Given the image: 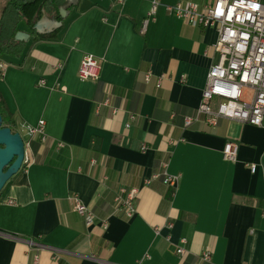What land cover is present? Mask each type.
Segmentation results:
<instances>
[{
	"label": "crops",
	"instance_id": "obj_1",
	"mask_svg": "<svg viewBox=\"0 0 264 264\" xmlns=\"http://www.w3.org/2000/svg\"><path fill=\"white\" fill-rule=\"evenodd\" d=\"M180 1L215 0H159L153 19L152 0H67L63 21L43 18L62 23L42 33L63 27L57 39L20 25L30 38L20 57H0L11 64L0 108L23 136V126L45 120L48 141L36 139L35 163L0 194V264H194L206 251L211 262L201 264H264V122L184 127L218 59V33L167 11ZM87 54L102 60L98 81L78 76ZM56 142L67 147L56 152ZM228 142L239 146L236 162L223 159ZM163 163L181 175L176 189L154 179ZM123 187L139 189L131 218L115 211ZM73 194L95 212L92 226L74 211Z\"/></svg>",
	"mask_w": 264,
	"mask_h": 264
},
{
	"label": "built area",
	"instance_id": "obj_2",
	"mask_svg": "<svg viewBox=\"0 0 264 264\" xmlns=\"http://www.w3.org/2000/svg\"><path fill=\"white\" fill-rule=\"evenodd\" d=\"M123 0H119L122 2ZM159 0H152L149 18H154ZM167 11L182 19L185 23L196 27H213L217 30L218 39L213 46L218 53L217 61L211 66L205 87L202 92L201 102L195 114L184 119L187 128L195 122L205 121L208 125L216 127L222 119L237 121L256 127L263 126L264 122V2L262 0H215L204 7L194 2L180 1L174 5L166 6ZM144 24V29L149 21ZM143 29V30H144ZM11 64L0 58V77L4 76ZM61 69L63 66L58 64ZM102 60L92 54L83 57L79 67L78 76L82 81H98L101 75ZM150 72L145 74V82L152 80ZM181 82H186V77H181ZM162 84V77L158 79L157 87ZM44 86L45 81L41 80ZM64 91V89H61ZM110 98L97 106H110ZM25 158L22 168L35 163L34 142L40 139L47 143L45 133L46 121L40 120L36 126H23ZM173 143V142H172ZM56 152H61L67 147L63 142H56ZM145 149V147H144ZM239 146L228 142L222 151L225 161L236 162ZM98 165L96 159L90 160L91 168ZM168 163L162 164V170L155 174L154 179H159L168 187L177 188L181 175H171L167 171ZM251 171H256V166H251ZM103 183L108 181L104 175ZM152 180H147L150 185ZM139 195L138 188H120L114 199L115 211H123L128 218L136 214V200ZM74 211L85 219L87 226H92L96 220L95 212L90 209L78 194L71 196ZM13 203V202H9ZM106 227V222L103 221ZM187 239L184 238L177 253L185 256L188 250L184 247ZM201 262H211V252L206 251L200 257ZM200 264V263H197Z\"/></svg>",
	"mask_w": 264,
	"mask_h": 264
},
{
	"label": "trees",
	"instance_id": "obj_3",
	"mask_svg": "<svg viewBox=\"0 0 264 264\" xmlns=\"http://www.w3.org/2000/svg\"><path fill=\"white\" fill-rule=\"evenodd\" d=\"M66 2L67 0H7L0 18V57L9 55L17 58L22 55L24 43L15 39L16 34L21 31L20 25L22 23L32 29V33L41 39H57L59 33L64 29L63 27L51 34H38L33 30V27L44 17L63 21L64 18L60 15V8L66 5ZM0 114L4 118L2 108H0ZM8 121L4 118L5 125L8 124ZM35 148L36 143L34 142V150ZM92 159H96L98 165L100 164L99 159L96 157ZM90 160L88 166H90ZM104 175L106 174L102 175L101 180ZM197 263L201 264L202 262L198 259L194 264Z\"/></svg>",
	"mask_w": 264,
	"mask_h": 264
},
{
	"label": "water",
	"instance_id": "obj_4",
	"mask_svg": "<svg viewBox=\"0 0 264 264\" xmlns=\"http://www.w3.org/2000/svg\"><path fill=\"white\" fill-rule=\"evenodd\" d=\"M60 15L67 16L66 7L60 8ZM62 23L55 20L43 19L37 22L33 29L42 34L59 28ZM30 35L26 32H18L16 40L27 41ZM25 158L24 137L19 131L5 125L4 118L0 114V194L7 183L22 169Z\"/></svg>",
	"mask_w": 264,
	"mask_h": 264
},
{
	"label": "rangeland",
	"instance_id": "obj_5",
	"mask_svg": "<svg viewBox=\"0 0 264 264\" xmlns=\"http://www.w3.org/2000/svg\"><path fill=\"white\" fill-rule=\"evenodd\" d=\"M24 133V132H23ZM25 134V133H24ZM23 137H26V136H23Z\"/></svg>",
	"mask_w": 264,
	"mask_h": 264
}]
</instances>
